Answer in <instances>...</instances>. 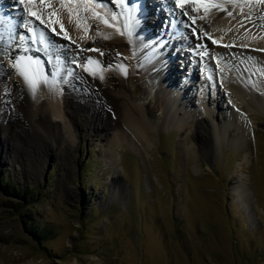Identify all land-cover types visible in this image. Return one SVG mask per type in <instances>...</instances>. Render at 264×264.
Returning a JSON list of instances; mask_svg holds the SVG:
<instances>
[{"label": "rangeland", "instance_id": "1", "mask_svg": "<svg viewBox=\"0 0 264 264\" xmlns=\"http://www.w3.org/2000/svg\"><path fill=\"white\" fill-rule=\"evenodd\" d=\"M161 1L163 25L172 28L173 1ZM254 6L264 23V0ZM4 8L25 29L21 11ZM152 16L145 17L150 29ZM154 32L151 40H165L159 27ZM163 46L176 68L164 78L168 90L140 88L136 80L128 88L141 100L116 90L111 98L154 118L148 139L124 135L111 144L115 130L93 128L92 113L81 110L73 148L59 149V138L33 130L23 106L25 122L14 136L8 107L0 106V264H264V108L230 100L222 86L223 109L215 107L217 88L198 68H185L178 48ZM258 93L264 107V85ZM175 98L189 109L179 124L170 119L183 113ZM202 105L214 119L204 121L210 135L199 137L183 122ZM226 112L232 121L223 120ZM217 120L228 130L224 137ZM207 137L213 148L206 152Z\"/></svg>", "mask_w": 264, "mask_h": 264}, {"label": "bare ground", "instance_id": "2", "mask_svg": "<svg viewBox=\"0 0 264 264\" xmlns=\"http://www.w3.org/2000/svg\"><path fill=\"white\" fill-rule=\"evenodd\" d=\"M172 1L174 4V0ZM6 3L21 11L25 23L31 19V26L37 33L45 31V36L52 45L48 52H31L28 55L43 58L51 54L53 60L56 57L60 60L56 65L60 69L57 77L59 83L54 87L40 83L33 94L23 78L17 75L11 66L12 53L16 49L15 41L5 39L6 31L0 35V42L4 45V50L0 53V62L3 64L0 68V106L8 107L14 136L15 131L21 130L25 122L24 107L27 117L32 121L33 130L46 140L50 137L59 138L61 141L59 149L73 148L74 133L81 129V125L74 117L81 110L92 113L93 128L102 132L108 128L115 130L112 138L107 139L111 144L117 143L124 135H130L128 137L131 139L133 137L148 139L152 130L149 121L155 122L154 118L152 120L146 110L132 102H116L111 98L116 90L120 96L141 100L138 91H131L128 88V83L136 80L139 81L140 88L158 86L164 91L168 90L169 85L164 78L175 73L176 68L171 58H164L166 53L164 55L160 50L166 41L174 48H178L177 56L184 61L185 68H189L190 73L193 74L198 68L205 78V84L212 89L217 88L216 97L212 98L215 107L223 109L218 101L220 96L218 88L222 86L230 100L240 97L264 108L258 93L260 86L264 85V23L263 19L256 17L254 13L257 0H193L189 6L198 7V11L189 12V16L198 17L195 23L189 16H181L180 9L174 7L177 19L172 21V28L164 27L163 14L157 12L156 2L154 5L153 0H137L135 23L130 29V34L129 31H125L124 34L120 32L127 19L126 13L118 20L113 19V12L122 11L115 2L113 4L108 1L106 3L105 0H25V5H21L19 0H0V16H4L5 19H8L6 8L3 7ZM160 3L162 4V1ZM199 5L218 7H209L206 11L205 7ZM29 9L45 20L47 28L39 20L28 16ZM165 12L170 13L166 10ZM148 15L154 16L153 29L146 25L148 21L145 17ZM170 16L172 17V14ZM104 20H107L108 24H105ZM162 25L164 30L160 28ZM158 27L163 32L161 37L165 40L153 41L150 37L155 35L154 30ZM53 28L54 33L51 31ZM193 28L197 30L195 33L192 31ZM88 58L99 62L89 66L97 71L98 74L95 76L84 70ZM77 61L80 66H77ZM191 61L192 67H188ZM110 65L112 70H109ZM118 65L126 68L127 75L118 69ZM44 66L46 71L49 70L50 66L47 63ZM56 67H51V71H55ZM100 73L103 79L100 78ZM215 76L221 85L215 84ZM176 99H174L176 110L183 113L176 115L173 111L170 119L179 124L182 122L183 114L189 109ZM175 104L173 102V105ZM155 105L154 103L153 106ZM171 106L167 105L168 112ZM204 108L202 105L199 113L189 115V119L183 122L186 129L199 137H203L204 132L209 135L212 132L204 121L213 120L214 117ZM5 116L6 113L0 110V119L6 118ZM103 116L110 118L109 124L104 122ZM223 120L232 121L233 117L227 113ZM217 128L222 133L221 137H224L228 130L218 120ZM230 131L229 135L233 137V130ZM210 140L212 138H205L206 152L213 148ZM213 140L218 142L217 138Z\"/></svg>", "mask_w": 264, "mask_h": 264}, {"label": "snow or ice", "instance_id": "3", "mask_svg": "<svg viewBox=\"0 0 264 264\" xmlns=\"http://www.w3.org/2000/svg\"><path fill=\"white\" fill-rule=\"evenodd\" d=\"M113 2L117 3L122 11L120 13L113 12V19L118 20L121 16L127 14L126 22L123 25V28L120 30L121 34H124L125 31H129L135 23V13L137 8L135 7L137 0H113ZM171 2V0H170ZM193 2V0H174V7L179 8L181 12V16H189V12L198 11V7H190L189 5ZM21 5H25V0H19ZM131 5V6H130ZM103 6V5H99ZM205 7L206 11L209 7H218L217 5H199ZM231 13H229L230 15ZM55 15V13H53ZM95 15L99 16L98 13ZM28 16L34 17L36 20H39L41 24L45 25L47 28V23L45 20L38 15L36 12L28 10ZM198 17L189 16V19L195 23V20ZM23 19V17H21ZM250 19V17H248ZM105 24H108L107 20H104ZM32 20L30 19L27 23L24 24L25 31H18L19 25H14L11 22V19H5L4 16H0V35L3 34L4 31H8L12 33L10 39L15 41L16 49L12 53V61L11 66L16 70L17 75L21 76L24 82L28 85V87L32 90L33 94L40 83L48 85L50 87H54L59 81L57 77L59 76L60 69L56 67L60 63L59 57H56L53 60L51 54L46 57L33 56L28 55L31 52H48L49 48L52 46L49 43V40L45 36V31H40L37 33L36 29L32 26ZM111 26V25H109ZM61 30H63V24H61ZM54 33L55 29H51ZM195 33L197 30L195 28L192 29ZM66 35V33H65ZM18 38V39H17ZM35 46V47H33ZM4 50V45L0 42V53ZM91 51H99L98 49H90ZM78 55V54H77ZM103 55V53H101ZM50 66L49 70H45V64ZM77 66L79 62L77 61ZM98 61H94L92 58H88L87 62L84 64V70L89 72L91 75H97V71L90 68V65L98 64ZM3 67L2 62H0V68ZM51 67H56L55 71H51ZM118 69L124 74L127 75L126 68L123 65H118ZM109 70H112V66H109ZM72 74V73H70ZM100 78L103 79L102 73H100Z\"/></svg>", "mask_w": 264, "mask_h": 264}, {"label": "trees", "instance_id": "4", "mask_svg": "<svg viewBox=\"0 0 264 264\" xmlns=\"http://www.w3.org/2000/svg\"><path fill=\"white\" fill-rule=\"evenodd\" d=\"M6 181H8V180H6ZM8 183H9V181H8ZM10 185V184H9ZM32 233V232H31ZM39 234V233H38ZM32 235H33V233H32ZM41 235V234H40Z\"/></svg>", "mask_w": 264, "mask_h": 264}]
</instances>
